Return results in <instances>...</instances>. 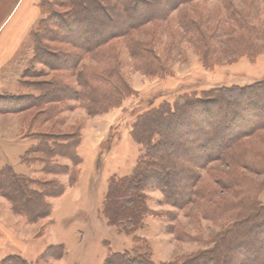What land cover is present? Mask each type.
<instances>
[{"label": "rangeland", "instance_id": "1", "mask_svg": "<svg viewBox=\"0 0 264 264\" xmlns=\"http://www.w3.org/2000/svg\"><path fill=\"white\" fill-rule=\"evenodd\" d=\"M13 1L0 2V19ZM53 1L41 9L42 14L51 17L38 36L43 49L39 45L41 49L35 58V44L29 38L17 60L18 85L15 92L5 94L6 97L39 95L42 86L40 102L36 100L38 105L32 107L24 103V98L0 100V165L9 164L18 174L29 177L47 180L57 177L65 190L58 197L49 198L50 217L32 221L16 213L20 216V233L25 244L8 245L6 254H18L40 264H105L110 250L130 251L134 245L133 235L108 223L104 201L112 178L131 175L137 165L142 148L132 137L137 116L165 102L174 103L187 93L203 96L221 86H246L264 80V0H148L150 4L142 3L141 11L147 13L158 8L160 19L146 20L137 28L113 36L94 53L85 52L82 41L67 37L61 16L57 18L55 13L65 15L67 11L74 18L75 11L83 14L94 9L96 27L105 19L98 7L108 6L107 0H88L83 8L75 10L69 9L63 3L65 0ZM113 4L117 29L129 27L125 1L114 0ZM186 21L197 25L205 37H187L183 28ZM93 28L89 42H94ZM136 42L152 50V62L132 57L130 48ZM73 61L92 71L105 72L111 92L117 86L130 88L133 94L122 101L115 98L109 108L94 111V107L79 99ZM147 65L154 67V71L150 72ZM55 82L58 84L53 85ZM45 101L51 104L45 106ZM154 119L148 120L147 125L156 126ZM159 131L162 139L164 134L170 135L168 128ZM254 132L245 138L244 161L253 163L259 172H252V165L249 168L246 164L230 165L220 156L199 167L198 162L204 160L201 152L195 157L174 148L158 149L166 167L158 169L173 174V184L161 180L143 190L150 213L135 232L150 243L155 262H168L212 248L233 219L254 215L252 206H246L249 201L259 200L264 205V168L257 167L264 162V130ZM33 135L68 139L73 144L79 136L78 153L82 162L76 185L70 186L67 173H46L41 163L26 161L27 150L37 143ZM178 136L175 139L187 141L183 134ZM176 159L191 166L192 176L173 171L172 162ZM59 161L72 163L66 157ZM194 179V189L200 196L184 200ZM263 220L264 213L259 212L237 234L249 233V227ZM246 238L254 240L252 235ZM261 239L264 234H258L249 245L241 242V250L231 242L212 264H236L255 253V245L258 259L251 256L247 264H263L264 249L259 251ZM61 245L66 248L64 257L51 256L61 253Z\"/></svg>", "mask_w": 264, "mask_h": 264}, {"label": "trees", "instance_id": "2", "mask_svg": "<svg viewBox=\"0 0 264 264\" xmlns=\"http://www.w3.org/2000/svg\"><path fill=\"white\" fill-rule=\"evenodd\" d=\"M87 1L65 0L63 3L69 9L73 8L75 10L83 8V4L86 5ZM123 1H125L124 5L127 21L130 25L129 27L120 26L117 29V23H115L114 13L112 11L115 8L113 6L114 0H107L108 6L104 4H100L99 7L96 6L98 10L100 8L101 13L105 14L104 21L96 27L93 26L95 19L97 20V13L94 9L85 11L83 14H77V11H75L74 18H71L70 13L67 11L65 12L66 16L61 14L62 12H56L55 14L57 18L58 15L61 16L59 19H61L67 29V37L70 36L73 40L82 41L85 52L94 53L97 52L96 49L98 46L103 44L104 41L110 40L113 36L126 33L129 28H137L146 20L159 17L158 8L155 11L153 10L147 13L141 11V5H147L149 3L148 0ZM169 1L184 2L190 0ZM51 2L54 1L42 0L40 4L41 9L42 5L45 7L44 4H51ZM50 21L51 17L47 16V13L42 14L36 27L31 31L30 37L35 44V58H37L36 56L42 48V40L40 42L38 41V36L42 32V26L43 24L44 26L49 24ZM92 28L95 32V34L93 33L95 38L94 42H89L88 35H91L90 30ZM183 28L187 37H205L201 29L192 21L184 22ZM71 38L70 41H72ZM133 44L130 48V53L133 58L152 62L150 56L153 54L152 50L143 47V44L140 42ZM71 64L74 65V72L80 88L79 99L85 105L94 107V111L96 109L98 111L102 107L105 109L109 108V104L111 105L115 98L116 100L122 101L125 97L133 94V91L128 87L120 89L114 86L113 88L115 90L111 92V85H107L108 81L107 78L105 79V72L101 74L98 70L92 71L85 66L75 65L74 61ZM147 69L150 72L154 71V67L152 68V66L147 65ZM108 76L110 77V74ZM55 84L58 83H53V85ZM39 89V95H23L21 97L14 95L6 97L4 95L0 96V100L6 102L8 99H15L17 101L24 98V103L36 107L43 93L42 86ZM44 89L46 90V88ZM260 90H263V92ZM120 91L122 95L118 94L117 96V93ZM36 100L39 102H36ZM49 104H51L50 101H45L44 103L45 106ZM263 114L264 80L246 86H221L206 92L203 96L195 93H187L179 96L174 103L165 102L159 107H152L140 113L133 123L132 133L134 141L142 147L135 170L131 175L113 177L104 201V214L107 217L108 223L118 226L127 234L133 235L134 245L130 251L113 252L110 250L105 264H212L223 249H228L227 247L231 242L235 243L237 248L241 250V242L247 245L250 244L251 240H247V235L254 237V240L251 241L254 243L258 234H264V220L257 225L253 224V228L249 227L247 229H250V232L248 231L249 233H244L242 236L241 234H237V231L244 224L246 225L248 221L252 220L253 216L259 214V212L264 213V205L259 200H251L246 205L247 208L252 206L253 211L255 210L254 215L246 218L244 216L233 219L229 227L222 233L219 241L212 248L204 249L195 255L183 256L168 262H155L152 258L150 243L143 237L135 234L136 230L141 227L144 217L150 213L145 203L143 190L147 187L156 186L157 182L161 180H164L168 185L173 184L171 181L173 174L170 175L169 171L158 169L160 166L165 167L162 163V161H165L162 158V152H158V149L161 147L174 148L180 151V153L193 154L195 157L201 152L204 160L200 163L198 162L197 166L199 167L207 166L208 163L220 156L221 159L230 165L243 166L246 164L248 168L252 165L251 171L259 172L253 163L244 161V158L247 156L244 154V150L247 151V146L244 143L247 134L254 131V134H256L258 131L264 130ZM151 119L157 122L156 126L147 125V121ZM159 127L160 129L168 128L170 135L164 134L162 139L160 129H158ZM145 130L147 132L144 134L143 131ZM176 133L183 134L187 141L181 142L175 139V137L180 138ZM33 137L37 140V143L27 150L28 154L26 157L28 158H25L26 161L41 163L46 173H67L69 175L70 186L76 185L79 181L80 173L78 166L82 162V157L78 153V146L80 145L79 136L77 135V142L75 144L68 139L54 136L33 135ZM252 149L253 151H258L254 150L255 148ZM217 151L219 152L215 153ZM214 154L216 155L214 156ZM61 157L70 159L72 163H62L59 161ZM172 166H174L173 171L184 172L192 176L193 172L190 170L191 168L189 169L191 166L188 163H183L182 160L178 161L176 159L173 160ZM257 167L264 168V162L260 163ZM195 178L198 179V175ZM195 182L194 179L188 186L191 187V191L186 193L187 196H185L184 200L191 198L197 199L200 196L195 191L196 189H194ZM64 190V184L57 177L52 180L41 177H29L18 174L9 164L0 165V194L11 203L12 210L15 213L24 215L29 220L33 221L50 217L52 205L49 198L58 197L64 193ZM127 201L130 202V205H126ZM257 226L260 227L257 228ZM261 243L263 244L260 245L261 248H259V251L262 248L264 249V239L263 241L261 239L259 244ZM253 248L256 254L252 252L254 255L251 253V256L254 257L256 255L254 258L258 259L259 254L256 245ZM251 249L250 251L247 250L248 254L251 252ZM65 254L66 249L63 245L59 255H50L56 258H62ZM251 256L236 264H247V260H250ZM2 264L40 263L29 261L21 255L15 254L4 258Z\"/></svg>", "mask_w": 264, "mask_h": 264}, {"label": "crops", "instance_id": "3", "mask_svg": "<svg viewBox=\"0 0 264 264\" xmlns=\"http://www.w3.org/2000/svg\"><path fill=\"white\" fill-rule=\"evenodd\" d=\"M41 1L14 0L0 19V96L15 92L18 85L17 60L30 38L31 31L42 17ZM20 224V216L13 212L7 199L0 194V264L11 255L6 254L8 245L25 244L20 233Z\"/></svg>", "mask_w": 264, "mask_h": 264}]
</instances>
